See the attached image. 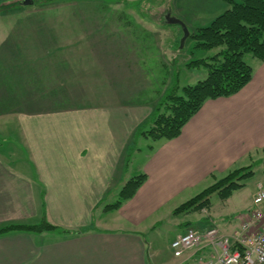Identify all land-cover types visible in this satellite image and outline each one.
<instances>
[{"label": "crops", "instance_id": "0c3cea01", "mask_svg": "<svg viewBox=\"0 0 264 264\" xmlns=\"http://www.w3.org/2000/svg\"><path fill=\"white\" fill-rule=\"evenodd\" d=\"M80 1L88 3L78 14L60 15L70 3L50 1L0 15V229L44 218L59 227L0 232V264H163L146 234L202 187L264 163V60L252 58L250 82L207 100L180 135L144 147L138 131L156 101L134 90L150 85V73L137 55L141 35L120 11L137 0ZM140 173L147 179L136 194L107 208ZM259 183L264 175L247 194L251 204ZM238 192L227 200L240 204ZM252 208L238 211L247 219ZM181 223H170L173 239L188 229ZM240 226L230 214L220 228ZM210 251L175 256L197 264Z\"/></svg>", "mask_w": 264, "mask_h": 264}, {"label": "rangeland", "instance_id": "374dc122", "mask_svg": "<svg viewBox=\"0 0 264 264\" xmlns=\"http://www.w3.org/2000/svg\"><path fill=\"white\" fill-rule=\"evenodd\" d=\"M33 1V4L25 5L23 3L24 0H0L2 8V14L0 15H26L28 11L40 10L39 8L47 6L49 1H59L58 4L65 3L66 5L70 3L67 8L56 10V13H60L63 10L60 15L64 14V10H71L78 14L84 11V5L88 3L83 5L80 0ZM132 4L133 6H131ZM128 5H130L129 8L125 5L120 11L123 10L125 15H128L129 21H131L130 24H132L130 30H134L135 37L138 39V35H141L140 39L134 41L141 44V49L137 51V55L142 68L146 72L145 74L150 73V75L147 74L150 85L134 90L139 92L138 95L142 99L148 100L151 97V101H156L155 107L160 106L161 111L166 112L167 109L162 103L166 94L170 92V89L172 90V87L178 86V89L180 88L181 90L183 86L195 84L207 76L208 71L205 66H190V62L211 56L218 50L194 48L195 40L189 36L181 47V41L184 37L183 27L181 23L171 21L168 16H174L185 23L190 30H193L199 26L208 25L216 16L229 8L231 3L227 0H137ZM129 9L134 10V14H130ZM20 10H23L24 13H20ZM116 14L117 10L111 8L110 15ZM28 15L33 16L35 14ZM50 16L53 15L51 14ZM149 32L151 33L150 36ZM154 33L155 36L153 35ZM252 58H254L252 55H246L248 62H252ZM123 90L125 91V96L130 94L131 89L123 88ZM153 113L138 131L141 144L144 147L151 144V141L158 140L145 135L143 132L152 126ZM254 164L255 174L247 180L246 186L237 190L242 195L240 204H238L240 208L235 209L238 205H235L232 198L223 200L218 193H214L211 197V206L209 208L189 212L184 211L178 214L174 213L173 217L164 220L156 232H148L146 237H148L149 242L154 240V243L149 244L153 260L163 264H181L182 262L183 257H176L170 245L176 234L175 226H172L171 229V222L182 221V228L193 227L205 230L215 225L220 227L224 218L232 214L241 225L245 219L243 214L241 215L242 212L238 210H245L253 206V203L251 204L249 199H247V194L252 187L254 188L253 184L261 180L264 175V163L258 161ZM205 187L200 190L202 191ZM154 237H156V240Z\"/></svg>", "mask_w": 264, "mask_h": 264}, {"label": "trees", "instance_id": "16d2710c", "mask_svg": "<svg viewBox=\"0 0 264 264\" xmlns=\"http://www.w3.org/2000/svg\"><path fill=\"white\" fill-rule=\"evenodd\" d=\"M227 1L231 6L208 25L190 30L189 37L195 40L194 48L218 49L211 56L190 62V66H205L208 71L206 78L185 85L181 90L178 86L172 87L162 103L167 111L162 112L160 106L155 107L152 126L143 131L145 135L153 139L177 137L207 100L233 95L250 82L254 67L246 60V55L264 60V0ZM254 165L251 163L231 170L176 207L174 213L209 208L214 193H218L223 200L229 199L235 191L247 185V180L255 174ZM146 179V173L131 177L120 190L116 202L106 207L118 208L136 194ZM13 229L43 232L58 230L59 227L44 218L38 224H9L0 232Z\"/></svg>", "mask_w": 264, "mask_h": 264}, {"label": "built area", "instance_id": "2783aa9c", "mask_svg": "<svg viewBox=\"0 0 264 264\" xmlns=\"http://www.w3.org/2000/svg\"><path fill=\"white\" fill-rule=\"evenodd\" d=\"M263 203L264 185L259 183L253 208L239 229L227 234L216 225L205 230L189 227L173 239L174 254L182 256L187 251L209 247L210 253L202 255L197 264H264Z\"/></svg>", "mask_w": 264, "mask_h": 264}, {"label": "water", "instance_id": "95a60500", "mask_svg": "<svg viewBox=\"0 0 264 264\" xmlns=\"http://www.w3.org/2000/svg\"><path fill=\"white\" fill-rule=\"evenodd\" d=\"M34 1L33 0H24V4L28 5V4H32ZM168 18L173 21V22H177V23H181L182 27H183V31H184V37L182 39V43H181V47L184 44L185 39L190 35V29L187 27V25L185 23H183L181 20H178L177 18H175L174 16L169 15Z\"/></svg>", "mask_w": 264, "mask_h": 264}]
</instances>
